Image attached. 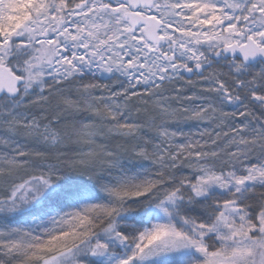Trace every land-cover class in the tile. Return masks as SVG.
I'll list each match as a JSON object with an SVG mask.
<instances>
[{"label": "snow or ice", "instance_id": "obj_1", "mask_svg": "<svg viewBox=\"0 0 264 264\" xmlns=\"http://www.w3.org/2000/svg\"><path fill=\"white\" fill-rule=\"evenodd\" d=\"M0 264H264V0H0Z\"/></svg>", "mask_w": 264, "mask_h": 264}, {"label": "trees", "instance_id": "obj_2", "mask_svg": "<svg viewBox=\"0 0 264 264\" xmlns=\"http://www.w3.org/2000/svg\"><path fill=\"white\" fill-rule=\"evenodd\" d=\"M185 130H187V128Z\"/></svg>", "mask_w": 264, "mask_h": 264}]
</instances>
